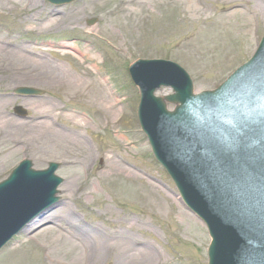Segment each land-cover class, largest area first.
Masks as SVG:
<instances>
[{"label": "rangeland", "instance_id": "rangeland-1", "mask_svg": "<svg viewBox=\"0 0 264 264\" xmlns=\"http://www.w3.org/2000/svg\"><path fill=\"white\" fill-rule=\"evenodd\" d=\"M204 1L209 9L196 15L191 0H158L142 8H124L123 0H76L63 6L47 0H0V181L25 158L38 169L60 162L57 173L64 178L62 204L26 226L0 252V264H120L115 255L98 262L75 251L74 259L72 251L51 244L53 239L74 240L81 229L102 240L126 242L130 249L158 250L164 257L154 264H208L207 227L183 204L155 159L138 121L139 88L128 72L139 58L173 60L200 93L215 89L250 59L264 35L262 18L245 11L254 2ZM75 10H80V23L45 27L48 13L61 17ZM221 10L237 11L220 22L230 35L223 44L205 43L206 26L219 23ZM246 21L251 27L244 31ZM14 49L40 65L17 58ZM95 54L96 59L89 57ZM47 61L62 65V73L73 77L58 71L47 76ZM87 74L92 81L80 78ZM20 85L41 88L45 95L15 94ZM77 88L90 93L77 95ZM172 93L170 86L155 91L158 96ZM17 104L28 109L29 120L12 114ZM15 141L19 143L13 145ZM113 159L127 171L113 170ZM151 185L158 187V195ZM151 197L163 198L164 205L158 207ZM180 210L189 217L182 219Z\"/></svg>", "mask_w": 264, "mask_h": 264}, {"label": "water", "instance_id": "water-1", "mask_svg": "<svg viewBox=\"0 0 264 264\" xmlns=\"http://www.w3.org/2000/svg\"><path fill=\"white\" fill-rule=\"evenodd\" d=\"M50 1L63 4L72 0ZM165 65L177 75L173 77L165 71ZM131 72L142 89L140 120L154 153L173 176L189 207L206 222L213 237L209 264H264V144L259 143V138L246 141L239 137L236 128L244 126L241 125L244 117L239 116L234 122L233 135L222 151L226 158L216 148H213L212 160L207 158L210 154L180 157L178 150L171 155L174 139L182 137L183 132L186 136L189 130L205 128L211 119L220 128L226 118L222 112L214 113L213 105L201 102L215 98L212 94L194 95L191 79L176 65L140 60L131 67ZM237 78L240 83L248 81L247 86L253 92L250 95L253 100L245 101L246 106L256 105L258 113L253 117L264 118V41L253 61L230 84ZM162 84L172 85L175 93L155 97L154 91ZM230 84L222 87L221 92ZM220 90L213 94L218 95ZM17 91L37 92L25 87ZM233 95L240 96L236 92ZM165 100L180 103L172 115L166 110ZM16 111L26 113L22 107ZM176 123L180 125L178 128ZM186 123L193 124L186 127ZM178 149L187 155L182 146ZM51 166L48 171L33 172L31 162L25 161L0 184V248L25 222L46 208L44 205L54 200L61 180L53 174L58 165Z\"/></svg>", "mask_w": 264, "mask_h": 264}, {"label": "bare ground", "instance_id": "bare-ground-1", "mask_svg": "<svg viewBox=\"0 0 264 264\" xmlns=\"http://www.w3.org/2000/svg\"><path fill=\"white\" fill-rule=\"evenodd\" d=\"M90 1L96 2L97 0H90ZM153 1H158V0H123V3L125 4L124 8H128L130 6H137L138 8H142L143 6L147 5L149 2H153ZM191 1H192V9L197 13L196 15H202L206 13L207 10L209 9L208 7H203L205 6V3H206L204 0H191ZM231 1H240V0H231ZM250 1L254 2V7L252 10H249L247 7L245 11H247V13H249L250 16L253 15L254 18H258L260 16L264 22V1L263 0H248V2ZM79 13H80V10H75V11H72L71 13L63 14L60 17V16H56L53 12H50L47 15V19H46L47 22L45 24V27L49 29V28L59 27L62 24L80 23L82 20V16ZM236 13L237 11L235 10L229 13L226 11H222V10L218 12L219 23H215L216 24L215 27L206 26V29L208 30V34L203 37V41L205 43L210 42V41L211 42L218 41L221 44H223L227 36L230 35L229 34L230 29L225 24H221L220 22H222V19H225L228 16L230 17L232 15H235ZM242 26H244V31L246 29H249L251 27V21L250 23L249 21L243 22ZM218 27H220L221 29L217 30ZM240 30H242V28H240ZM235 31L237 33L239 29L238 27L233 26L232 32L235 33ZM12 51L13 53H15L17 58H24L25 60L27 61L29 60L30 62L33 61L31 64H34V63L38 64L40 61V60H35V58H27V56H25L24 54H19V51L17 49H14ZM0 53H3V51H1V48H0ZM89 53L90 51L87 52V54ZM89 57L93 60L97 58L96 54L91 55ZM90 58L88 59L90 60ZM43 66L45 67L46 74L49 77L57 76L56 75L57 71H58V74L60 73L63 74L62 72H64L62 69L63 67L62 65L54 67V65H52L51 63L47 61L45 62ZM63 75L71 77V78L73 77V75H71L70 73H68L67 75L66 74H63ZM68 77H67V80H70ZM80 78L87 82H90L93 80V78L88 74L85 76H81ZM88 91L87 89L82 90L81 88H77L74 90V93L77 95L80 93H83V94L90 93V91L89 92ZM109 109H111V106L109 107ZM47 129H48L47 125H45L41 129L42 135L44 132H47ZM18 143H19L18 141H15V143H12V144L17 145ZM195 143L200 144V141L197 140L193 142L192 145H195ZM31 146H29V148H31ZM110 167L113 170H117V171L118 170H121L122 172L127 171V169L121 167L120 163L116 161L115 159L111 160ZM130 175L133 177L135 176L134 174H132V172H130ZM150 187H151L152 194L153 193H157V195L159 194L160 190L158 189L156 185H153V186L151 185ZM166 196L169 197V194L166 193ZM151 200L155 202L156 205L158 204L159 205L158 207L164 205L163 202H165L163 198H158V197L156 198L151 197ZM179 215L182 219L183 218L187 219L189 217L188 214L183 212V210L179 211ZM87 233H89V230L85 231L81 229L77 233H74V236H73L74 240L70 241L68 238L67 240L65 239L54 240L53 239L51 241V244L53 245V247H57L61 250H64L67 252L72 251L73 253L76 254V257L74 259H77V253L80 254V252H82L84 256L92 255V257L98 262L104 259L106 255H115L118 258V262L120 264H154L156 261H158V258L160 259L161 257H164V254L158 250H156L155 253H153V251H149V248L143 249V250H134V249H130L128 247L129 245L127 246L126 242H110L108 240H102V238L98 236L92 237V234L90 233L87 234ZM133 242H135V240Z\"/></svg>", "mask_w": 264, "mask_h": 264}]
</instances>
